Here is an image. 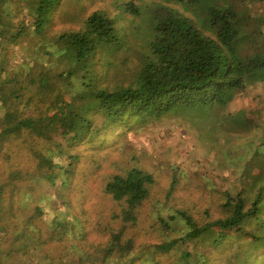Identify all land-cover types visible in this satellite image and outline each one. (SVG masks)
<instances>
[{
	"label": "trees",
	"instance_id": "trees-1",
	"mask_svg": "<svg viewBox=\"0 0 264 264\" xmlns=\"http://www.w3.org/2000/svg\"><path fill=\"white\" fill-rule=\"evenodd\" d=\"M66 1L27 0L26 21L14 22L0 12V154L8 162L21 155L36 163L34 169L27 164L15 168L9 163L5 171L0 186L3 236L17 226L10 217L16 215L15 194L21 182L48 185L54 195L63 200L68 197L82 144L92 143L93 148L102 150L122 141L129 131L175 118L173 114L182 109L209 116L221 113V106L228 107L238 93L253 83L264 82V0H114L115 13L111 7L98 8L83 19L81 27L51 37L46 30L50 18ZM8 2L0 0V9ZM136 18L144 25H135L131 34L136 32L145 42L143 61L139 72L124 84L118 77H109V69L114 65L112 55L128 47L124 32L129 26L119 21L136 22ZM31 34L39 36L41 50L38 57L27 60L23 53L18 55V45ZM50 45L57 49L55 65H50V58L41 62L51 54ZM61 59H70L67 73L78 86L68 102L51 84L50 72H63ZM244 118L248 120L247 115ZM42 136L45 148L37 150L35 140ZM5 141L11 146L5 148ZM262 145L264 140L256 146ZM175 176L171 192L175 190ZM155 182L153 173L139 166L112 175L105 189L124 204L120 215L124 223L136 221V212ZM244 190L227 195L223 206L228 215L223 218L210 220L207 213L208 221L199 225L186 211H180L178 216L186 221L188 230L160 243L134 249L132 238L124 241L122 232H114L106 253L94 263L133 264L144 259L146 264H158L159 252L175 251L180 252L179 264H252L257 258L264 264V234H260L264 230V186L252 190L255 192L250 197ZM63 192L66 197L60 196ZM44 213L38 204L35 215ZM29 221L26 219L21 231L13 229L14 236L24 241L20 247H15L14 237L0 235V264H20L21 256L34 258L28 264L54 263L55 258L47 253L35 254L37 242L28 232ZM63 229H51V241L63 242L70 234L69 229ZM234 232L237 241L222 263L213 262L205 250L190 248L194 241L206 237L208 244L222 246ZM8 242L14 249L5 248ZM26 247L29 254L23 253ZM62 247L68 250L66 245ZM250 249H258L261 255H249ZM132 250L136 251L131 254ZM68 254L71 252L65 251Z\"/></svg>",
	"mask_w": 264,
	"mask_h": 264
},
{
	"label": "rangeland",
	"instance_id": "rangeland-1",
	"mask_svg": "<svg viewBox=\"0 0 264 264\" xmlns=\"http://www.w3.org/2000/svg\"><path fill=\"white\" fill-rule=\"evenodd\" d=\"M113 2L68 0L53 12L46 28L49 31L47 35L54 37L59 32L81 27L83 19L91 12L101 7L112 8ZM27 5V0H10L0 12L9 15L14 22L26 21ZM112 11L115 13L113 8ZM128 20L119 21L120 25L129 26L124 32L128 47L112 55L114 65L109 69V77H118L119 82L124 84L141 69L145 47L141 35L136 32L131 34L135 25H144V22L139 18L135 19L136 22ZM38 39L39 36L33 34L21 39L18 55L23 53L27 60L38 57L41 50ZM52 41L56 45L55 39ZM54 45L49 46L51 54L41 58L42 63L50 58V65H55L53 54L57 49ZM61 60L63 72L60 74L56 69L50 72L51 84L56 87L54 91L58 89L64 94V101L68 102L78 86L67 73L70 71V59ZM221 109V113L211 116L192 109H182L173 114L174 119L164 118L145 128L129 131L122 141L102 150L93 148L92 143L82 144L78 149L76 174L67 192L68 197L63 200L54 195L48 185L36 186L31 183L29 186L28 181L21 182L15 194L16 215L10 217V222L17 226L10 227L4 236L0 231V235L8 239L14 237L15 247L24 245L22 239L14 236L13 229L21 231L26 219H30L27 226L30 236L37 242L35 254L47 253L52 259L55 258L53 264H100L94 261L97 259L99 262L101 255L106 253L114 232H122L124 241L132 238L135 249L146 243H160L166 237L173 238L185 233L188 224L179 218L180 211H186L199 225L208 221V216L210 220L227 216V208L223 206L227 195H235L245 189V195L250 197L255 192L252 190L264 186V146H256L264 140V82L253 83L245 92L238 93L228 107L221 106ZM244 115L248 116L249 121ZM47 136L58 139L54 134L47 133ZM42 138H36L35 149L45 148ZM4 143L5 148L11 146L9 141ZM18 156L8 162L0 154V186L6 178L5 171L8 172L9 163L15 168L25 167L26 164L36 168V163L27 156ZM133 166L152 172L156 182L151 186L148 199L136 212V221L124 223L120 218L124 204L108 194L105 185L113 174L124 173ZM174 176L175 190L171 192ZM256 178L260 180L257 182ZM60 196L66 197V192ZM38 204L43 207L44 215H35ZM261 216L264 220V212ZM62 221L67 223L60 225ZM63 228L69 229V236L64 237L63 242L51 241V229L63 231ZM260 234H264L263 229ZM235 236L236 233H232L229 241H224L222 246L208 244L204 241L209 238L206 237L194 241L190 248L196 247V251L200 252L205 250L213 262L222 263L237 241ZM6 244L5 248L14 249L12 242ZM63 245L68 250H62ZM261 248L264 250V246ZM65 251L71 254L67 257ZM23 253L29 254V247ZM251 253L261 255L258 249H250L249 255ZM179 256L180 252H159L156 259L158 264H179ZM145 258L149 257L146 255ZM257 259L252 264H260ZM29 260L34 262V258ZM29 260L22 256L18 259L20 264H28ZM143 263L146 264L144 259L133 262Z\"/></svg>",
	"mask_w": 264,
	"mask_h": 264
}]
</instances>
